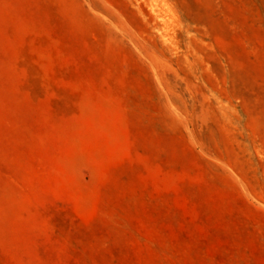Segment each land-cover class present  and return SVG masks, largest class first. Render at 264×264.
Returning a JSON list of instances; mask_svg holds the SVG:
<instances>
[{
	"label": "rangeland",
	"instance_id": "374dc122",
	"mask_svg": "<svg viewBox=\"0 0 264 264\" xmlns=\"http://www.w3.org/2000/svg\"><path fill=\"white\" fill-rule=\"evenodd\" d=\"M0 264H264V0H0Z\"/></svg>",
	"mask_w": 264,
	"mask_h": 264
}]
</instances>
